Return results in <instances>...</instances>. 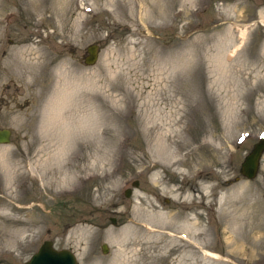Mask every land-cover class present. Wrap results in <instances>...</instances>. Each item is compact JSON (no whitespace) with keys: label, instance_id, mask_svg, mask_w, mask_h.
<instances>
[{"label":"rangeland","instance_id":"374dc122","mask_svg":"<svg viewBox=\"0 0 264 264\" xmlns=\"http://www.w3.org/2000/svg\"><path fill=\"white\" fill-rule=\"evenodd\" d=\"M3 127L0 212L18 220L0 216V264L43 240L77 264H264V152L238 172L264 137V0H0Z\"/></svg>","mask_w":264,"mask_h":264},{"label":"water","instance_id":"95a60500","mask_svg":"<svg viewBox=\"0 0 264 264\" xmlns=\"http://www.w3.org/2000/svg\"><path fill=\"white\" fill-rule=\"evenodd\" d=\"M98 55V46L95 43H91L85 47V55L83 56V63L85 65H92L96 62ZM10 129L3 127L0 128V144H6L9 142ZM264 152V138H259L251 147L249 152L243 157L239 165L238 172L245 179H253L259 167V160L261 154ZM136 181L132 182V185H136ZM129 189L124 191V196L129 195ZM111 224H115L114 218H108ZM102 253L107 251L105 243L100 245ZM20 264H77L76 258L72 251L69 249L61 248L55 249L52 246V242L44 240L33 252L30 257Z\"/></svg>","mask_w":264,"mask_h":264},{"label":"bare ground","instance_id":"6f19581e","mask_svg":"<svg viewBox=\"0 0 264 264\" xmlns=\"http://www.w3.org/2000/svg\"><path fill=\"white\" fill-rule=\"evenodd\" d=\"M62 1V0H61ZM58 4V3H57ZM63 4V3H62ZM51 7H53V6H51ZM57 7V6H56ZM61 7V6H60ZM59 9V8H58ZM63 9V8H62ZM246 28L247 27H244L243 29H241L240 30V32H239V43L238 44H236V45H234V49L230 52V55L232 56L233 55V52L236 50V49H238V47L240 46V44H241V42H242V37H243V35L245 36V33L244 32H246L245 30H246ZM226 71V70H225ZM224 71V72H225ZM226 73V72H225ZM60 87H58L56 90H55V93L56 94H54L53 95V97H52V99H51V103H49V104H51V106L52 105H58V106H60V105H65L66 104V99L68 98V96H69V90H68V88L66 87V85L65 84H60L59 85ZM68 90V91H67ZM57 91V92H56ZM50 100V99H49ZM49 102V101H48ZM233 106V105H232ZM232 109H233V107H232ZM232 112V111H231ZM65 116V115H64ZM66 117H67V115H66ZM67 119V118H66ZM49 121V120H48ZM52 121V120H51ZM53 122V121H52ZM57 122V121H56ZM48 123H50V122H48ZM59 123H62L61 124V126H59L63 131L61 132V133H64V129H63V127L62 126H64L65 125V122L64 121H61V122H59ZM56 124H58V123H56ZM51 126L53 127V123L51 124ZM57 126V125H56ZM52 127H51V129H52ZM48 129H49V127H48ZM50 129V130H51ZM58 129V128H57ZM165 135H164V137H160V141L159 140H157L156 141V147H157V149H159L160 151H162L163 149H162V147L163 146H165V144H164V142L163 141H165L166 142V140H165ZM56 138H57V140H58V142H57V144H56V146H55V148L53 149V151H49V152H46L45 153V159H46V161H54V162H60L62 159H64V157H65V152H66V145L69 143V136L68 135H56ZM67 143V144H66ZM163 144V145H162ZM50 146H51V144H49ZM49 146V147H50ZM171 154H172V165H174L175 163H181V160L182 161H184V159H182V158H179L178 156H176V154L174 153V152H171ZM57 171V170H56ZM66 172V171H65ZM61 173L62 174V176H61V178L60 179H58V182H62V180L63 181H65V180H75L76 179V172H74V173H72V172H66V173ZM51 173V172H50ZM57 173V172H56ZM159 172L158 173H156L155 174V176H154V179H153V183H157V184H159L160 182H159ZM43 175H45V173H43ZM51 175H52V173H51ZM50 175V176H51ZM41 177V176H40ZM16 178H17V176H16ZM15 178V179H16ZM18 180V179H17ZM16 180V181H17ZM48 180V179H47ZM46 180V181H47ZM160 214V213H159ZM171 215V214H170ZM0 216H2L3 217V219L4 220H7V221H10V222H15L16 220H18L17 218H13V217H11V215H8L6 212H5V207L3 208V210L0 212ZM149 223V222H148ZM9 224V223H8ZM20 226H22V225H20ZM211 256H213V257H217V255L216 254H210Z\"/></svg>","mask_w":264,"mask_h":264}]
</instances>
